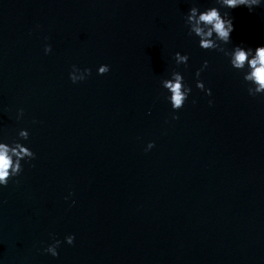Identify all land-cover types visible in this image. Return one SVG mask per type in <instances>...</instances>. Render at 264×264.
Here are the masks:
<instances>
[{
	"label": "water",
	"instance_id": "95a60500",
	"mask_svg": "<svg viewBox=\"0 0 264 264\" xmlns=\"http://www.w3.org/2000/svg\"><path fill=\"white\" fill-rule=\"evenodd\" d=\"M192 2L0 0V137L36 153L0 187L3 264H264V96L188 35ZM229 11L234 44H264V5ZM177 50L193 91L173 119Z\"/></svg>",
	"mask_w": 264,
	"mask_h": 264
},
{
	"label": "clouds",
	"instance_id": "9594fccd",
	"mask_svg": "<svg viewBox=\"0 0 264 264\" xmlns=\"http://www.w3.org/2000/svg\"><path fill=\"white\" fill-rule=\"evenodd\" d=\"M264 5V0H212L205 7H201L199 0H193L192 6L185 13L184 23L187 26L189 36L198 40V46L205 50H215L228 58V63L242 78L246 85L247 93L250 96H264V44L255 47L247 46L243 43L234 44L231 39V33L234 30L233 17L230 15V9L245 6L249 11L255 7ZM231 45V46H229ZM52 45L45 43L44 52L50 53ZM176 67H174L168 76L161 79V86L166 90L165 99L169 102L172 111V118L179 119V110H181L188 101L193 87L185 81L184 72L179 70L183 65L187 68L189 54L177 50L173 54ZM209 61L203 60V63L195 71V85L207 96H212L211 87H207L201 74L208 67ZM111 66L107 63H101L97 66V74L109 72ZM91 68H79L72 65L69 77L73 83L85 80L90 74ZM192 103H196L193 98ZM209 104L213 103L209 99ZM150 111V110H149ZM24 109H18L17 118L23 115ZM30 132L27 128H21L18 136L23 140H28ZM155 145V141H148L145 151L150 150ZM36 153L29 144L22 142L21 139H12L0 137V187L7 186L13 178L19 177L24 169V164L35 159ZM68 197H65L67 199ZM73 204L75 200L72 201ZM76 234H67L63 241L53 239L43 249L53 257L59 256V247L63 242L73 244ZM0 264L3 261L0 260Z\"/></svg>",
	"mask_w": 264,
	"mask_h": 264
}]
</instances>
